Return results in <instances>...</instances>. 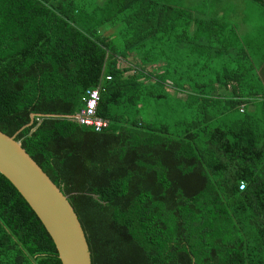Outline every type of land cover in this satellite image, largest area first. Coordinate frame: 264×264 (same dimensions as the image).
Segmentation results:
<instances>
[{"label": "trees", "instance_id": "1", "mask_svg": "<svg viewBox=\"0 0 264 264\" xmlns=\"http://www.w3.org/2000/svg\"><path fill=\"white\" fill-rule=\"evenodd\" d=\"M238 1L0 0V130L68 196L93 264H264V33H240ZM99 85L96 130L74 116ZM0 264H62L1 173Z\"/></svg>", "mask_w": 264, "mask_h": 264}, {"label": "water", "instance_id": "2", "mask_svg": "<svg viewBox=\"0 0 264 264\" xmlns=\"http://www.w3.org/2000/svg\"><path fill=\"white\" fill-rule=\"evenodd\" d=\"M19 132L9 135L0 130V173L38 215L57 247L62 264H93L85 230L72 203L16 139Z\"/></svg>", "mask_w": 264, "mask_h": 264}, {"label": "built area", "instance_id": "3", "mask_svg": "<svg viewBox=\"0 0 264 264\" xmlns=\"http://www.w3.org/2000/svg\"><path fill=\"white\" fill-rule=\"evenodd\" d=\"M110 79L111 77L108 76ZM103 90L102 86L88 88L86 90L84 100L86 102L85 107L81 109L79 113H77L74 118L81 124L94 126L96 130H101L103 127L107 126L108 120L104 119L97 113L98 103L101 97V91ZM241 110H244V106H241ZM243 188L245 187V183L242 182ZM242 188V187H241Z\"/></svg>", "mask_w": 264, "mask_h": 264}, {"label": "rangeland", "instance_id": "4", "mask_svg": "<svg viewBox=\"0 0 264 264\" xmlns=\"http://www.w3.org/2000/svg\"><path fill=\"white\" fill-rule=\"evenodd\" d=\"M190 2H193L192 5H196L198 3L199 0H189ZM239 4L242 3V5L245 6V17H246V23L248 24V26L250 27V31H249V35H253V33H256V27L259 30V36L261 35V32L264 33V14H263V9L256 4L255 2L251 1V0H239L238 1ZM110 32L107 31V33ZM263 39H264V35H263ZM224 56V55H223ZM137 60V59H136ZM219 63V62H218ZM120 66H127L129 65V63H127L126 61H124L123 59L120 60ZM149 69H154L157 70L158 66L153 65V68L149 67ZM133 71H130V73H132Z\"/></svg>", "mask_w": 264, "mask_h": 264}, {"label": "crops", "instance_id": "5", "mask_svg": "<svg viewBox=\"0 0 264 264\" xmlns=\"http://www.w3.org/2000/svg\"><path fill=\"white\" fill-rule=\"evenodd\" d=\"M200 1V0H199ZM198 1V2H199ZM187 3H193V2H190L189 0H186ZM241 12L239 11V13L235 16V19L239 20V31L242 35H245V36H250L249 35V31H250V27L248 26V24L246 22H244L240 17H239V14ZM193 30H195V28H193ZM107 31L109 30H106V34L110 33L112 30H110V32L107 33ZM162 65V63H158V64H155V66H160ZM151 68H153V66H149ZM154 70V69H153ZM206 73V75L204 76V78H202V81H212V80H215V77L213 75H211L210 73H207L206 71L204 72ZM228 93V90H223L221 91V94H227Z\"/></svg>", "mask_w": 264, "mask_h": 264}, {"label": "clouds", "instance_id": "6", "mask_svg": "<svg viewBox=\"0 0 264 264\" xmlns=\"http://www.w3.org/2000/svg\"><path fill=\"white\" fill-rule=\"evenodd\" d=\"M241 187L243 188V184L241 185Z\"/></svg>", "mask_w": 264, "mask_h": 264}]
</instances>
